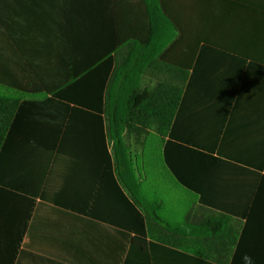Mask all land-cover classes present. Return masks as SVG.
Instances as JSON below:
<instances>
[{
    "label": "crops",
    "instance_id": "1",
    "mask_svg": "<svg viewBox=\"0 0 264 264\" xmlns=\"http://www.w3.org/2000/svg\"><path fill=\"white\" fill-rule=\"evenodd\" d=\"M204 46L246 62L223 130L252 134L262 165L264 0H0V97L20 100L0 152L24 228L13 264H264L262 170L243 167L220 209L190 191V205L150 203L138 156L158 134L119 121L163 64L191 73Z\"/></svg>",
    "mask_w": 264,
    "mask_h": 264
},
{
    "label": "trees",
    "instance_id": "2",
    "mask_svg": "<svg viewBox=\"0 0 264 264\" xmlns=\"http://www.w3.org/2000/svg\"><path fill=\"white\" fill-rule=\"evenodd\" d=\"M152 30L151 21V36ZM245 63L204 46L191 73L163 64L166 81L151 90H136L125 102L124 116L119 118L139 136L155 127V133L164 140L162 154L171 176L196 194L200 204L216 209L236 204L241 190L237 176L243 167L252 174L254 169L264 172V149L262 165H254L252 134L223 130L227 111L236 108L239 94L246 92L247 81L244 85L241 76ZM19 106V99L0 97V152ZM194 109L199 113L196 116L190 114ZM238 160L245 166L231 162ZM213 190L229 191L228 197H208L207 192ZM16 200L0 187V264H13L23 233L15 217Z\"/></svg>",
    "mask_w": 264,
    "mask_h": 264
},
{
    "label": "rangeland",
    "instance_id": "3",
    "mask_svg": "<svg viewBox=\"0 0 264 264\" xmlns=\"http://www.w3.org/2000/svg\"><path fill=\"white\" fill-rule=\"evenodd\" d=\"M168 32L167 43L174 33L170 25ZM161 147V138L156 134L150 135L143 153L138 156L140 174L147 178L144 186L149 193L150 203L156 199L168 205L192 204L190 196L194 195L173 179L162 159Z\"/></svg>",
    "mask_w": 264,
    "mask_h": 264
},
{
    "label": "clouds",
    "instance_id": "4",
    "mask_svg": "<svg viewBox=\"0 0 264 264\" xmlns=\"http://www.w3.org/2000/svg\"><path fill=\"white\" fill-rule=\"evenodd\" d=\"M245 259L247 260V264H253L251 257L246 256Z\"/></svg>",
    "mask_w": 264,
    "mask_h": 264
}]
</instances>
